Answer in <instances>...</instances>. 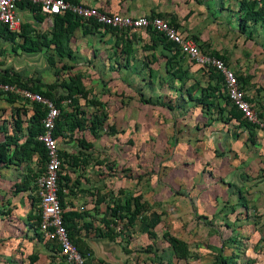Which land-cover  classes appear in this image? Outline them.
<instances>
[{
  "label": "crops",
  "instance_id": "0c3cea01",
  "mask_svg": "<svg viewBox=\"0 0 264 264\" xmlns=\"http://www.w3.org/2000/svg\"><path fill=\"white\" fill-rule=\"evenodd\" d=\"M74 1L106 13H119L133 18L156 16L176 24L179 31L190 34L188 36H191V40L203 51L221 57L226 67L235 75L245 76L248 84L254 83L251 69L248 68L244 75V69L239 67L237 58L240 51L234 53L232 39L236 21L220 9L221 0ZM19 9L22 21L20 32L26 25L37 34L47 29L48 41L53 18L43 16L37 23L32 12L24 7ZM217 12L219 16H216ZM199 13L207 23L215 19L221 20L218 23L220 29L215 25L217 27L213 38L203 29H200V33L195 31L198 29L191 21ZM83 30L82 26L75 28L65 42L71 51L70 58L80 62L96 61L97 51L100 52L103 48L105 54L102 56L107 60L115 50L112 61L118 58L120 66L111 71L106 70L105 76L113 79L114 86H120L119 93H123L125 97L139 93L138 103L148 109H145L147 113L140 111L137 109L138 104L134 102L121 105L118 112L123 120L121 134L131 142V146H126L124 152L129 153L126 155L133 159V163L126 165L121 154L119 166L115 165L116 172L112 177L96 173L100 170L105 172L104 166H92L88 163L89 159L83 161L98 150L96 141L101 138L103 129L107 131L104 135L108 137L115 136L118 130L113 123L115 111L112 113L107 103L104 104L100 99H95L100 105L91 106L105 117L98 138L94 139L88 133L91 138H84L83 142L89 146H80L83 148L80 151V163L83 164L73 171L61 172L63 155L71 163L72 158H75L72 165L78 163L79 158L70 156L68 149L58 148L59 172L69 177L66 186L61 187L62 214L78 215L75 218L68 217L72 243L79 251L85 252V258H82L86 264H217L216 260L210 261L208 258L220 248L217 235L211 233L209 225L203 224L202 220L220 226L223 220L221 217H224L221 206L226 202L233 205L235 197L238 205L243 188L246 190L242 197L246 199V207L245 203L238 205L240 208L235 213L229 212L228 216H234L248 206H254L255 211L264 213V206L260 201H264V164L261 168L252 164L255 155L253 151L250 152L251 144H247V155L243 157L247 163L244 170L246 182L236 183L231 177L228 180L231 183L224 181L228 173L236 171L230 169L228 164L233 167L236 147L240 137H246V131L237 128L235 120L221 119L217 113L207 112L200 105L192 107L194 103L185 96L188 86L181 87L179 80L173 78L170 83L158 82L161 77L165 79L169 75L165 70V61L169 55L162 44L146 49L151 45V32L139 30L131 33H103L106 30H92L84 34ZM20 35L16 39L21 38L22 41ZM29 40L33 41L31 37ZM48 47L53 56L59 58L54 46L48 44ZM261 48L263 50L264 47ZM39 49L34 53H38ZM247 61L256 63L254 67H264L263 59L255 60L253 57ZM177 93L182 94L180 102L175 103L173 98L176 99ZM165 94H172L169 97L172 101ZM100 112H96V115ZM254 135L256 141L262 143V154L264 132L256 130ZM63 137L55 138L57 146L58 142L64 141ZM3 140L4 138L0 139V143ZM11 151L12 146H9L7 154L10 155ZM224 153L227 155L225 160ZM149 157L155 158L153 167L147 162ZM258 159L259 162L261 158ZM30 166V161L20 165L0 162V264H62L57 243L54 240H44L32 219L35 214V195L27 172ZM124 168L127 170L123 171ZM17 171L19 174H16ZM261 174L262 178H258ZM15 185L23 186L24 191L14 192ZM128 196L138 198L142 206L132 225L122 228L123 218L119 220L111 217L108 205L115 198L122 202ZM141 218L150 222L152 227L142 223ZM262 222L264 227V219ZM194 238H198L195 246L192 245ZM172 244L178 245L173 247Z\"/></svg>",
  "mask_w": 264,
  "mask_h": 264
},
{
  "label": "rangeland",
  "instance_id": "374dc122",
  "mask_svg": "<svg viewBox=\"0 0 264 264\" xmlns=\"http://www.w3.org/2000/svg\"><path fill=\"white\" fill-rule=\"evenodd\" d=\"M254 3V10H262L263 17L257 23L254 24L251 21L247 22L242 19V12L239 10L240 3L242 0H221L220 2V9L225 11L227 15L230 17H234L236 21L234 32H232V39L234 40V53L240 51V56L237 58L239 67L243 70L242 74H246L248 68L252 71V79L254 83L248 84L245 83L242 85L245 99L253 106L256 112L260 113L262 117H264V67L263 66H256V63L250 62L248 63V59L255 58V60H264V48L262 50L261 47H264V0H248ZM216 16H219V13H216ZM202 14H197L194 16V19L191 21L193 25L200 31L203 29L206 31L210 37H214V32L216 27L220 29L221 20L216 19L210 23H207L203 20ZM203 20V21H202ZM232 21V20H230ZM82 27H88V23L82 21ZM213 23V24H212ZM217 24V26H215ZM225 28V27H224ZM106 28L99 26L95 32H100V30H105ZM201 29V30H200ZM227 30V29H226ZM40 31V30H39ZM109 29H106L103 33L108 32ZM112 32V31H109ZM36 33L35 30L33 32L28 28V25L24 26V36L29 38L31 37L33 41L29 40L31 45H35L36 42L42 43L47 41V36L49 32L46 30ZM190 35V34H188ZM221 36V34H218ZM191 37V36H190ZM193 37V36H192ZM23 38V37H22ZM37 40H36V39ZM21 38H15L13 42H5L0 40V73L4 70H7L10 73L18 74L19 80L21 84H24L27 87H30L31 84L38 81L45 85H50L52 83H56L59 87L56 90L55 97H63L66 95L65 90L61 86L62 83L68 81V78H74L76 80V84L81 89V91L85 92V98H80L79 96H75V102L70 104L68 100H63L62 105L63 109L69 113H72L76 117H81L85 119V128L81 131L75 130L72 133H68L65 131V134L62 136L64 141L58 142L59 150L61 148L68 149L69 155L72 157L79 158V162L76 164L71 163V160L64 157L61 159V169L60 171H73L77 166L83 164L80 163V151L81 149L80 141H84V138L90 139L88 132V125L89 122L94 118L95 115L98 119L103 114L99 110H94L91 106L90 101L94 102L95 99H100L101 101L107 103L111 112L115 111V115H113L114 124L117 126L116 135L113 137H108L105 134L107 131L103 129L102 133L100 134V139L96 141V145H98V150L90 157L84 158L83 161L89 162L92 166H104L105 172H96L99 176L105 174V176H111L116 172V166H119L118 160H121V154L125 158V164L131 165L133 163V159H130L128 152H124V148L126 146H131V142L129 140H125L122 128V119L118 112L121 109V105L129 104L134 102L138 104V110L145 111L147 113V109L140 102L137 100V95L139 93L132 94L131 96L123 95L121 92L120 86H114L112 84V78L109 76H105V72L111 71L115 68L120 66V62L118 58L112 61L113 55H115V50L111 52L112 56H108L107 60L105 56H102L104 53V49L102 48L97 51L96 61H74L71 58H55L51 49L45 45H41L39 48L38 53L28 54L20 49V45L22 41ZM43 40V41H42ZM215 40V38H214ZM198 48L203 51L202 48L198 46ZM109 52V53H110ZM169 53L173 52H167ZM238 53V52H237ZM259 54V55H257ZM252 56V57H250ZM63 58V59H62ZM177 64L179 65V69L183 72V81H181V87L184 85L188 86V91L185 94L189 98L190 102L194 103V106L197 107L196 98L199 95V91L204 89L205 86L210 82L212 86H216L219 91L215 94L216 98L215 101L217 104H220L219 107L223 109L222 117H225V112L230 109V104L227 99L224 97L223 92L220 89L219 81H215V79L210 78V73L208 69L197 67L190 64L185 58L181 57L178 53L176 54ZM110 60V61H109ZM243 63V65L241 64ZM108 68V69H107ZM237 76V75H236ZM173 77L168 75L167 78L163 79L162 77L158 82L160 83H170ZM257 87V88H256ZM182 93L176 94V99L174 102H180L179 98L181 97ZM168 95V96H167ZM170 95V96H169ZM144 96V95H143ZM172 94H165V97H172ZM164 97V96H163ZM171 99V98H169ZM165 102L168 101L164 100ZM172 101V99H171ZM139 102V103H138ZM125 104V105H126ZM166 104V103H164ZM168 104V103H167ZM24 105V106H23ZM115 109V110H114ZM146 109V110H145ZM100 112L99 115H96ZM32 110L30 109V102L22 99L21 97H16L15 102L7 103L6 95L0 93V139L4 138L5 135H10L9 131L12 132L14 129V123L18 122L21 127L20 138L17 139V145H20L23 142V137L26 133V128L29 126V118L32 116ZM104 116V115H103ZM240 124L237 123V128L246 131L247 135L243 138L240 137V133L238 136L239 145L237 148V152L234 153V165L230 167V163L228 167L232 170H236L235 172L232 171L228 173V177L226 176L225 182L231 183L233 178L234 182L239 183V181L246 182L247 176L244 172L246 168V161H244V155H247L246 148L247 144H251L250 147L252 148L250 152L253 151L255 157L254 162L252 163L254 166L262 167L261 165L264 164V152L261 154V142L256 141L255 139V131L258 129H254L253 127H248L242 119L238 120ZM23 129V130H22ZM246 138V139H245ZM237 139V138H236ZM244 144V146L242 145ZM254 148V150H253ZM260 149V150H259ZM226 154L224 153V160L226 158ZM232 158V156H231ZM258 158H261L258 162ZM155 158H148L147 162H150V165L154 166ZM228 159V158H227ZM233 159V158H232ZM31 166L28 168V177L32 181V188L34 190L35 198L33 199V212L35 220L37 219L40 222V214L41 210L39 207V201L36 198V185L35 180L37 177L41 175L43 172V166L45 161L38 157L36 153L31 154L29 159ZM142 161V160H141ZM157 161V160H156ZM159 161V160H158ZM116 165V166H115ZM123 169V168H122ZM127 169L124 168L123 171ZM229 171V172H230ZM19 174V171L16 172ZM149 175V173L147 172ZM232 174V176H230ZM262 174L258 176V178H262ZM257 180V179H256ZM189 183V181H188ZM243 187V186H242ZM243 192V193H242ZM246 190L241 191L242 195H240V199H238L239 206L244 204L246 199L244 200L243 194H245ZM262 193L261 191H259ZM234 199V204L231 205L230 203L226 202L221 209L224 211L223 220H221V225L218 226L209 224V222L202 220L203 224L206 226L209 225L210 232L217 235V243L220 245L215 252L212 254L211 257L209 255V260L213 261L216 260L218 262H222V259L227 261L228 264H264V227H263V219L264 213L260 211H255L254 206H248L246 209H241L237 212L236 215L228 216L229 212L235 213V211L240 208L235 202L237 198ZM261 201V205L264 206V201ZM112 203H109L108 208H110ZM246 207V203H245ZM233 210V211H232ZM230 214V213H229ZM244 214V216H242ZM123 215V214H122ZM126 217V216H125ZM124 226H122L123 228ZM207 228V227H206ZM206 230H209L208 228ZM198 241V238H194L192 240V245H196L195 242ZM191 246V243H190ZM200 257V256H199ZM160 258L165 259L166 256H160Z\"/></svg>",
  "mask_w": 264,
  "mask_h": 264
},
{
  "label": "trees",
  "instance_id": "16d2710c",
  "mask_svg": "<svg viewBox=\"0 0 264 264\" xmlns=\"http://www.w3.org/2000/svg\"><path fill=\"white\" fill-rule=\"evenodd\" d=\"M64 1L69 2L71 4H77L74 0H64ZM17 6L19 8L24 7L28 9L30 12H32L34 21L37 23H39L42 20V17L44 16L40 13V7L38 5L31 4L30 2L21 1L17 4ZM239 10L243 14L242 19L247 22L251 21L252 23L257 24L263 17L262 10H258V11L254 10V3L252 1L242 0L239 6ZM52 18H53V27L50 32V39L47 42H43V43L36 42L34 46L31 45L29 43V38L24 36V29H23L22 33H20L21 34L20 36L23 37L22 38L23 41H22V44L20 45V49L26 53H34L39 49L41 45L47 46L48 44H52L54 46L56 55H58L59 57L64 56V57L70 58L71 51L67 48L65 42L68 39V36L73 32V30L81 26L82 23L78 18L74 17L73 15L67 12L60 16L55 15ZM86 22H89V23H88V27H83L84 34L89 33L92 30L96 31L97 28L99 27V25H97L92 20H89ZM86 22H85V25H86ZM168 24L173 28H177L176 24L169 23V22ZM106 29H109V28H106ZM109 31L114 32L115 30L109 29ZM147 31L151 32V36H150L151 45L149 47H146V49H152L153 47L162 44L164 49H166L168 52H173L171 54L169 53V57H167L165 61L166 73L171 75L174 79L179 80L180 82L183 81V78H182L183 72L179 69L180 67L177 64V61H176L177 59H175L177 53L181 57H183L179 53L178 49L172 43L166 41L165 38L161 34L151 31V30H147ZM16 37H17L16 34L8 32L5 27L0 25V39L2 41L13 42ZM202 52L206 53L205 51H202ZM206 54L223 61L221 57L217 56L214 53H206ZM208 71L210 73L211 79L214 78L215 81L220 82L219 83L220 89L223 92L224 97L229 102L227 96L225 95L223 91L224 90L223 89V79L221 75L218 72L214 71L213 69H210ZM236 80L239 83L241 89L243 90L242 85L247 83L248 81L247 78L245 76L238 75L236 76ZM0 86H8V87H13L15 89L28 90L50 101L59 112L58 117L55 121L54 130L52 132V136L54 138L58 136H63L65 131H67L68 133H72L75 130L81 131L86 126L85 119H82L81 117H76L72 113H69L63 109V105H62L63 100H68L69 103L72 104L75 102V99H74L75 96H79L80 98H85V92L81 91V89L76 84V80L74 78L69 77L67 82L61 84V86L66 92V95L63 97H55L56 90L59 87V85H56V83L45 85V84H42L36 81L33 84H31L30 87H27L24 84L20 83L18 74L10 73L7 70H4L0 73ZM187 91L188 89H186V92ZM218 91L219 89L216 86H212L211 83L209 82L205 86L204 89L199 91V95L196 98V102L198 105L205 108L207 112L212 113L211 111H214L222 119L223 109L219 107L220 104H217V102L215 101V98H216L215 94L218 93ZM0 93L6 95L7 103L15 102L16 97H18L17 94H13L10 92L0 91ZM140 101L142 102L143 100L140 99ZM144 102L146 103V101ZM90 103L93 106L100 105L98 101H94V102L90 101ZM230 106H231L230 109H228L225 112L226 115L224 117V120H227V121L235 120L238 124H240L238 120L242 119V121L246 125H248V127H253L255 130L258 129L255 125H252L249 122H247L245 119H243L241 113L233 105L230 104ZM30 109L32 110L33 113H32V116H30L29 118L30 124L26 128V133L24 135L23 142L20 145H17V139L20 138V133L22 131H21L20 124L18 122H15L12 133L8 136L5 135L4 140L0 143V162H6V164L12 163L14 165H20L22 163H25L26 161H29L31 154L33 153H36L38 157H40L41 159H43V161H45V158H46L45 149L43 145L36 140V137L42 132L41 120L46 114V109L41 104L33 103V102L32 103L30 102ZM103 115L101 116L102 118L99 117L98 119L96 118V116H93L94 118L89 122L88 131L91 137L94 139L98 138V132L102 128L103 119L105 117V115L104 116ZM257 115L259 118H262L259 112L257 113ZM80 144L85 147L89 146L88 144H84L83 141H80ZM9 146H12V151L10 155L7 154L9 151ZM63 156L67 158L66 155H63ZM74 159L72 158V163L74 162ZM67 182H69V177H67V175L65 174L62 175L60 174V172H58V179H57L56 185H57V199L60 204V207H62L61 187L66 186L65 184ZM19 191H24V187L15 185L14 192H19ZM141 206L142 204H140L139 199L136 197L128 196L124 198L122 202L121 200L115 198L112 201L111 207L108 208V214L115 219L121 220V218H123V221H121V224H123V226L127 228L130 225H132L135 219L136 213L137 211L140 210ZM68 217L75 218V217H78V215L72 214V213L62 214L63 225L67 231L69 240L72 243L71 236H70L71 234L69 232L71 228H69L68 226L69 225ZM32 219L34 220L36 224V228H38L39 219L37 218L38 220L37 219L35 220L34 215ZM141 222L144 223L149 228L152 227V224L144 218H141ZM148 235L152 236V233L148 232ZM177 245L178 244L176 245L172 244L173 247ZM76 249L78 250L77 247ZM78 252L80 253L82 257H84L85 252H81L79 250ZM181 254L183 255V253ZM85 264H86V261H85ZM218 264H228V262L222 259V262L221 263L218 262Z\"/></svg>",
  "mask_w": 264,
  "mask_h": 264
},
{
  "label": "built area",
  "instance_id": "2783aa9c",
  "mask_svg": "<svg viewBox=\"0 0 264 264\" xmlns=\"http://www.w3.org/2000/svg\"><path fill=\"white\" fill-rule=\"evenodd\" d=\"M21 1L38 5L40 13L45 17L60 16L67 12L81 22L92 20L101 27L121 33L151 30L161 34L190 64L218 72L223 79V91L230 104L241 113L243 119L264 132V117L259 118L256 110L245 99L244 91L237 82L235 74L222 60L201 52L188 35L178 28L171 27L166 20L156 16L133 18L119 13H106L93 7L71 4L63 0H0V25L16 35L21 33L22 21L17 6ZM0 91L17 94L26 101L41 104L46 109V114L41 120L42 132L36 137V140L43 145L46 156L43 172L35 180L36 198L41 210L38 231L44 240H54L57 243L62 264H85L84 259L69 240L62 222V209L57 199L56 184L60 159L57 142L52 132L59 112L50 101L28 90L0 86Z\"/></svg>",
  "mask_w": 264,
  "mask_h": 264
}]
</instances>
